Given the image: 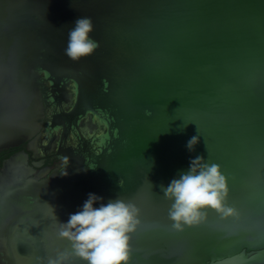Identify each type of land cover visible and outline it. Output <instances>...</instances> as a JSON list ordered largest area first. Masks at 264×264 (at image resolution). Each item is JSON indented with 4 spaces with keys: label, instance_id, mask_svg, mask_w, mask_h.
<instances>
[{
    "label": "water",
    "instance_id": "obj_1",
    "mask_svg": "<svg viewBox=\"0 0 264 264\" xmlns=\"http://www.w3.org/2000/svg\"><path fill=\"white\" fill-rule=\"evenodd\" d=\"M82 16L99 47L73 62L67 33ZM59 96L70 110L50 115ZM89 116L97 131L68 147ZM42 127L63 130L66 164L42 178L24 152L3 163L0 264L71 253L59 223L89 193L140 208L129 264H264V0H0V152ZM19 154L31 174L6 171ZM196 156L220 165L236 214L176 231L161 185Z\"/></svg>",
    "mask_w": 264,
    "mask_h": 264
},
{
    "label": "clouds",
    "instance_id": "obj_2",
    "mask_svg": "<svg viewBox=\"0 0 264 264\" xmlns=\"http://www.w3.org/2000/svg\"><path fill=\"white\" fill-rule=\"evenodd\" d=\"M94 30L91 17L78 18L67 33L64 55L73 62L93 55L99 47V42L90 35ZM199 139L198 134L188 140L189 152L195 150ZM161 191L170 201L167 215L176 231L202 223L209 210L222 217L236 214L227 205V177L219 164L203 156L191 158L189 168L180 171L179 178L172 179L167 186L161 185ZM140 216V208L131 201L117 197L103 203V197L89 193L82 208L70 214L67 222L59 223L58 237L70 242L71 253L60 252L48 264H66L70 256L82 264H129L130 242L141 224Z\"/></svg>",
    "mask_w": 264,
    "mask_h": 264
},
{
    "label": "flooded vegetation",
    "instance_id": "obj_3",
    "mask_svg": "<svg viewBox=\"0 0 264 264\" xmlns=\"http://www.w3.org/2000/svg\"><path fill=\"white\" fill-rule=\"evenodd\" d=\"M71 98L72 95H70V103H73ZM64 103V97L61 96H59L57 100H54V102H50L48 107L50 115H57L60 111L68 112L70 108L66 107ZM44 106L45 104H43V107ZM45 125L46 123L43 124L44 127ZM96 131L97 126L92 121L91 116L82 119L76 130H71L69 132L67 136V146L69 147L72 144H78V139L80 137L88 138L89 135ZM62 132L63 130H60L58 134H52L49 132L44 133L42 127V136L40 140H36L37 136H34L32 139L26 141L25 144L2 150L0 152V169L6 160L21 152H24L27 155V166L35 170V175L42 172V178L46 177L53 171L62 169L65 166L66 161L56 156L61 142Z\"/></svg>",
    "mask_w": 264,
    "mask_h": 264
},
{
    "label": "bare ground",
    "instance_id": "obj_4",
    "mask_svg": "<svg viewBox=\"0 0 264 264\" xmlns=\"http://www.w3.org/2000/svg\"><path fill=\"white\" fill-rule=\"evenodd\" d=\"M23 162H24V155L23 154H19V155L15 156L12 160H10L7 163L6 171L10 168L12 170L19 171L20 173L25 174V175L31 174V171L29 169H27L26 167H24ZM2 176H3V172L0 173V177H2Z\"/></svg>",
    "mask_w": 264,
    "mask_h": 264
}]
</instances>
